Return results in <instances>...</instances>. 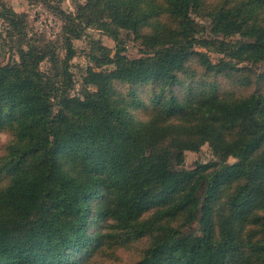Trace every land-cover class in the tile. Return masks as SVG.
I'll use <instances>...</instances> for the list:
<instances>
[{
	"label": "trees",
	"instance_id": "16d2710c",
	"mask_svg": "<svg viewBox=\"0 0 264 264\" xmlns=\"http://www.w3.org/2000/svg\"><path fill=\"white\" fill-rule=\"evenodd\" d=\"M51 9L63 22V58L0 4L17 55L0 61V264H103L97 256L125 242L141 244L133 264H264V73L253 81L236 73L237 63L264 62V0ZM195 17L222 38L202 36ZM89 27L116 48L111 55L91 40L94 66L71 94L72 39ZM122 30L139 39L142 56L123 55ZM197 47L222 57L213 63ZM222 75L238 90L224 91ZM139 108L145 119L134 118ZM205 143L215 161L179 167L185 150ZM92 221L102 225L88 234Z\"/></svg>",
	"mask_w": 264,
	"mask_h": 264
},
{
	"label": "rangeland",
	"instance_id": "374dc122",
	"mask_svg": "<svg viewBox=\"0 0 264 264\" xmlns=\"http://www.w3.org/2000/svg\"><path fill=\"white\" fill-rule=\"evenodd\" d=\"M213 2V0H209ZM84 0H0V4H4L7 8L12 9L16 13L23 14L25 16V21L27 22L26 31L27 37H33L42 39L44 36L47 40H50L57 44V52L61 58L64 56L65 50L62 49V26L63 22L59 18V15L55 14L51 7H57L64 13L75 14L77 5L83 3ZM195 20L204 25L206 32L202 36H208L210 38L221 39L222 36H212L210 35V22L208 18L195 17ZM7 23L0 18V61L6 63L11 59H16L17 55L14 50L10 49V45L14 42L10 41L7 34ZM121 45L124 48L123 55L130 59L138 58L142 56L143 46L140 44L139 39L133 33L127 31L120 32ZM96 40L100 42L101 45L107 47L112 55L115 51V41L104 34L101 30L96 28H87L84 31V35L79 39H72V45L75 50L74 56L69 61V72L72 75L73 87L70 89L71 94H76L83 83V77L86 75V70L90 66H94L93 62L89 59L88 54L91 51L92 41ZM198 52L205 53L208 58L213 62L217 63L218 59L222 57V54L214 52L212 50H206L197 47L195 49ZM227 59V58H226ZM233 62H236L235 60ZM195 65L196 76L201 77L204 82H209L210 76L205 75L204 71L197 64ZM236 67L243 68L241 72L242 75H246L251 78V81L255 79L257 75L264 73V62L263 63H237ZM40 68L45 72H50L51 63L44 61L40 64ZM102 68H106L103 66ZM94 69L99 70L100 68L94 67ZM220 85H222L223 90L237 91L238 86L233 83L234 78H227L225 75L220 76L218 79ZM264 81H262V84ZM253 84L249 85V89H253ZM93 88L92 86H89ZM264 88V85L260 86ZM249 91V90H248ZM136 111V110H135ZM147 111L142 108L137 109L134 118L145 119V114ZM139 120V119H138ZM139 120V121H140ZM7 133L0 131V148L3 146V142L7 138ZM217 158L213 155L208 143L202 144L197 151L185 150L183 152V163L181 168L186 170L195 169L198 164H207L211 161H215ZM235 159L228 158L229 163H233ZM99 199V198H98ZM100 200V199H99ZM102 223L99 221H92L89 223L88 234H93L100 230ZM191 232L196 234H201L200 225L194 221L190 227ZM139 246V247H138ZM141 248V244L125 242L115 248H107L105 255L97 256L98 261L103 262V264H133L137 260L138 249ZM80 254H76L77 259L80 258ZM75 257V254H74Z\"/></svg>",
	"mask_w": 264,
	"mask_h": 264
}]
</instances>
